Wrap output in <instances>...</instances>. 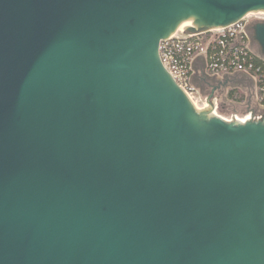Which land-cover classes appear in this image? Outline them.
Here are the masks:
<instances>
[{
  "label": "water",
  "instance_id": "95a60500",
  "mask_svg": "<svg viewBox=\"0 0 264 264\" xmlns=\"http://www.w3.org/2000/svg\"><path fill=\"white\" fill-rule=\"evenodd\" d=\"M251 12L264 0H0V264H264L256 79L205 73L215 34L198 111L158 53ZM243 29L264 59V19Z\"/></svg>",
  "mask_w": 264,
  "mask_h": 264
},
{
  "label": "built area",
  "instance_id": "2783aa9c",
  "mask_svg": "<svg viewBox=\"0 0 264 264\" xmlns=\"http://www.w3.org/2000/svg\"><path fill=\"white\" fill-rule=\"evenodd\" d=\"M259 18L264 19V16ZM248 21V16H245L240 21L223 28L210 29L188 36H170L160 41L158 53L162 66L192 102L199 104V91L189 83L191 75L194 74L191 63L202 54L215 34H220V36L217 39L212 38L210 41L205 56L207 65L205 73L210 77L217 74L223 78L226 73L246 71L256 79V90L259 91L260 76L256 75L259 69L255 68V60L259 59L264 62V59L248 48L249 38L243 29ZM260 104L264 107L261 98ZM201 106L203 108L211 107L208 104V97L205 98Z\"/></svg>",
  "mask_w": 264,
  "mask_h": 264
},
{
  "label": "flooded vegetation",
  "instance_id": "af4514ba",
  "mask_svg": "<svg viewBox=\"0 0 264 264\" xmlns=\"http://www.w3.org/2000/svg\"><path fill=\"white\" fill-rule=\"evenodd\" d=\"M258 19H260V18H258ZM257 23H259V22L257 21ZM257 23L255 22V24H257ZM255 24L249 25V28H248L249 35L251 38L252 46L257 48L259 50V52H262V47H261V45L258 42L257 37H256L257 29H256ZM239 76L240 75H234V76L226 77L223 80L209 79L208 82H206L204 84L212 87L215 91H222L226 87H228V85L236 83L239 80V78H238ZM235 78H237V79H235Z\"/></svg>",
  "mask_w": 264,
  "mask_h": 264
},
{
  "label": "trees",
  "instance_id": "16d2710c",
  "mask_svg": "<svg viewBox=\"0 0 264 264\" xmlns=\"http://www.w3.org/2000/svg\"><path fill=\"white\" fill-rule=\"evenodd\" d=\"M255 68L259 69V72L256 75H259V82H258V94L259 97L261 98V103L264 105V62L262 60L256 59L255 60ZM229 96L233 97V91L229 93ZM232 100L237 101V97H233Z\"/></svg>",
  "mask_w": 264,
  "mask_h": 264
},
{
  "label": "rangeland",
  "instance_id": "374dc122",
  "mask_svg": "<svg viewBox=\"0 0 264 264\" xmlns=\"http://www.w3.org/2000/svg\"><path fill=\"white\" fill-rule=\"evenodd\" d=\"M250 14H251V13H250ZM263 16H264V14L253 13V14H251V15L248 16V19L250 20V19H252L253 17L259 18V17H263ZM256 95H257V102H258L259 105H261V104H260V98L258 97V92H257V90H256ZM207 97H208V96H207ZM205 98H206V97H205ZM205 98H204V100H202L200 93H198V99H199V105H200V106L204 103Z\"/></svg>",
  "mask_w": 264,
  "mask_h": 264
},
{
  "label": "bare ground",
  "instance_id": "6f19581e",
  "mask_svg": "<svg viewBox=\"0 0 264 264\" xmlns=\"http://www.w3.org/2000/svg\"><path fill=\"white\" fill-rule=\"evenodd\" d=\"M254 12H251V14H253ZM251 14H248L247 16L251 15ZM257 14H264V13H257ZM193 106L198 110V111H203V107L200 106L198 103L196 102H193Z\"/></svg>",
  "mask_w": 264,
  "mask_h": 264
}]
</instances>
